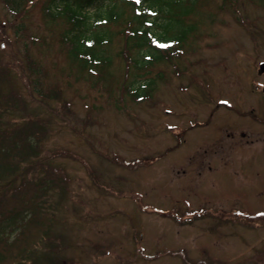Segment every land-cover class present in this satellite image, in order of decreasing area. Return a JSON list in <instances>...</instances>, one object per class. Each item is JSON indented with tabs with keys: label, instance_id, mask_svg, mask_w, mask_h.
I'll return each instance as SVG.
<instances>
[{
	"label": "rangeland",
	"instance_id": "obj_1",
	"mask_svg": "<svg viewBox=\"0 0 264 264\" xmlns=\"http://www.w3.org/2000/svg\"><path fill=\"white\" fill-rule=\"evenodd\" d=\"M44 2L14 14L0 0V90L24 103L3 122L33 141L26 177L63 172L26 264H264L260 1L196 0L194 30L143 99L122 88L133 69L118 36L104 76L80 70Z\"/></svg>",
	"mask_w": 264,
	"mask_h": 264
},
{
	"label": "trees",
	"instance_id": "obj_2",
	"mask_svg": "<svg viewBox=\"0 0 264 264\" xmlns=\"http://www.w3.org/2000/svg\"><path fill=\"white\" fill-rule=\"evenodd\" d=\"M2 1L15 14L25 8L28 0ZM102 3L103 0H45L42 13L62 20L64 28L59 36L67 55L79 64L80 70L94 71L97 76L108 72L112 63L110 43L118 36L121 43L115 55L122 58L125 67L133 69V77L123 81L122 88L130 97L145 98L155 87L156 79L161 78V72L157 78L156 71L150 75L153 66L177 55L194 30L188 20L196 9V0H108L104 6ZM14 95L0 90V264H26L31 257L49 215L46 210H39L38 202H44L47 189L56 185L59 170L36 165L46 169L43 178L34 183L35 174L26 177L32 169L26 166L33 141L24 128L8 133L9 124L3 122V111L7 113L9 108L24 104ZM34 139H38L36 135ZM37 150L36 147L34 155ZM58 173L63 175L62 170ZM18 177L20 183H15ZM15 228L12 237L10 233Z\"/></svg>",
	"mask_w": 264,
	"mask_h": 264
},
{
	"label": "water",
	"instance_id": "obj_3",
	"mask_svg": "<svg viewBox=\"0 0 264 264\" xmlns=\"http://www.w3.org/2000/svg\"><path fill=\"white\" fill-rule=\"evenodd\" d=\"M264 70V62L260 63V68H259V72Z\"/></svg>",
	"mask_w": 264,
	"mask_h": 264
},
{
	"label": "snow or ice",
	"instance_id": "obj_4",
	"mask_svg": "<svg viewBox=\"0 0 264 264\" xmlns=\"http://www.w3.org/2000/svg\"><path fill=\"white\" fill-rule=\"evenodd\" d=\"M137 2H139V0H137ZM154 42H156V41H154Z\"/></svg>",
	"mask_w": 264,
	"mask_h": 264
}]
</instances>
